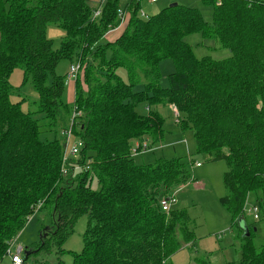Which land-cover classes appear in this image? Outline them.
Here are the masks:
<instances>
[{
  "label": "trees",
  "instance_id": "trees-1",
  "mask_svg": "<svg viewBox=\"0 0 264 264\" xmlns=\"http://www.w3.org/2000/svg\"><path fill=\"white\" fill-rule=\"evenodd\" d=\"M201 1L212 9L209 23L180 5L142 18L140 2L103 0L92 19L91 0H0V264L11 240L44 207L52 224L23 252L24 263L33 250L64 253L82 216L83 248L69 252L71 264H171L191 244L186 212H162L160 202L193 182V163L159 158L144 165L131 154L132 141L162 143L157 106L177 109V124L191 132L196 154L225 162L219 203L231 222L245 223L252 195L264 218V0ZM119 10L129 13L126 27L108 42ZM50 24L64 33L57 48L46 38ZM192 34L230 56L197 59L185 41ZM164 60L174 68L167 87L160 85ZM61 61L78 63L82 72L73 103L63 102ZM18 68L22 83L14 89L9 77ZM26 86L35 100L12 101ZM69 127L83 146L62 175L61 133ZM251 236L248 227L240 258L223 264H264V245L256 250Z\"/></svg>",
  "mask_w": 264,
  "mask_h": 264
},
{
  "label": "rangeland",
  "instance_id": "rangeland-1",
  "mask_svg": "<svg viewBox=\"0 0 264 264\" xmlns=\"http://www.w3.org/2000/svg\"><path fill=\"white\" fill-rule=\"evenodd\" d=\"M100 0H91L93 7L97 6ZM172 4L180 5L197 9L200 11L205 22H211L212 9L211 7L204 6L201 0H158L152 4L148 1L140 3L141 10L139 11L140 17L142 13L150 17L158 13L163 8ZM125 14L123 21L119 19V24L116 28L108 31L104 40L111 41L116 35L124 30L129 18V13L119 10ZM118 11V12H119ZM64 37L63 31L56 25H48L46 27V38L53 42L54 48L59 47L61 39ZM185 41L192 48V52L197 59L203 57H210L213 60H223L230 56L229 52L219 47L214 46V42L203 39L199 34H192L185 38ZM68 62L61 61L56 69V74L64 77L66 81V88L63 95V102L69 103L70 85L67 83L65 77L68 69ZM174 71L173 65L170 60H164L160 63L161 80L160 85L167 87V76ZM22 70L15 69L9 77V84L17 89L22 83ZM119 75L125 74L123 70L118 71ZM82 76L81 69H79L76 78L73 80L80 81ZM16 92V91H15ZM17 94V95H16ZM12 101L25 98L29 101H34L36 96L30 86H26L23 91L16 92ZM74 101V100H73ZM73 103V102H72ZM29 104L26 103L23 107L28 110ZM175 108V107H174ZM176 109V108H175ZM136 110L143 113L145 110L143 106H137ZM177 111V109H176ZM157 112L164 119L165 134L162 143H157L154 146L148 142L150 151L144 152L140 156L135 157L138 164L150 165L159 158L172 159L179 158L185 164L193 163L188 166L192 180L179 190L175 195V202L172 209L184 210L189 217L188 229L193 233L194 240L191 244L183 246L170 258L171 264H197L195 259H202L209 264H223L237 261L240 258L241 246L244 244L243 234L246 228H250L252 236L249 240L254 245L256 250H259L264 245V218L261 213H258V219L254 220L252 213L245 211V223L238 225L231 222L230 215L224 210L219 203V198L226 194L223 186V175L226 171V164L223 160H211L207 155H198L195 152V141L191 132H182L177 124V118L174 114L173 107L157 106ZM178 114V113H177ZM71 124V123H70ZM70 126V125H69ZM73 136V135H72ZM132 141V145H136ZM64 152V143H63ZM199 163L200 167L194 166ZM65 169L61 166V173L65 175ZM195 182L200 184V187H195ZM95 187V184L92 185ZM172 193V195H173ZM249 206L257 205L254 195L248 198ZM41 204L37 208H40ZM37 210V209H36ZM46 207L37 210L34 215L29 218V221L22 229L17 239L11 240L13 246L12 252L15 253L18 248H22L21 256L24 258V249L29 248L32 250L41 239V232L47 227L51 226V217L48 214ZM249 210V209H248ZM87 217L82 216L76 222L73 234L70 235L62 245L61 249L64 253H59L56 248H53L49 253H33L26 259V264H71L72 257L69 252L79 253L83 248L82 236L86 229ZM253 229V230H252ZM4 264H8V259H4Z\"/></svg>",
  "mask_w": 264,
  "mask_h": 264
},
{
  "label": "built area",
  "instance_id": "built-area-1",
  "mask_svg": "<svg viewBox=\"0 0 264 264\" xmlns=\"http://www.w3.org/2000/svg\"><path fill=\"white\" fill-rule=\"evenodd\" d=\"M134 1L141 3L144 0H134ZM145 1H148L149 3H152V4L158 2V0H145ZM102 2H103V0H100L98 2L97 6L94 7V10L92 11V19H96L99 17ZM141 15H142V18H147V16L143 13ZM118 16L123 21V17L125 16V14L123 12L119 11ZM78 71H79V64L78 63L69 65V67L67 69V73H66L67 83L73 82V80L76 78V76L78 74ZM173 111H174L175 116L177 117L178 114H177V111L174 107H173ZM61 134L64 138V152H63V157H62V167H63V169H65V166H66V164L70 158H77L78 157L79 152H80L83 144H82L80 139L74 137L72 130H71V127H69L67 130H64ZM147 150H148V143L142 142L141 144L138 143L133 148H131V154L136 156V155H139V154L146 152ZM198 166H199V164H196V167H198ZM86 169H88V166H86V168H84V170H86ZM64 172L66 173L65 170H64ZM174 202H175V195L174 194L172 197L166 198L165 200H162L160 202L161 211L168 213L171 210ZM248 212L252 213V217L254 220L258 219V209L256 207H253V206L249 207ZM12 246H13V244L11 243L8 250H7V259L9 261L8 264H24V260L21 256L22 248H18L16 250V252L13 253L11 251Z\"/></svg>",
  "mask_w": 264,
  "mask_h": 264
},
{
  "label": "crops",
  "instance_id": "crops-1",
  "mask_svg": "<svg viewBox=\"0 0 264 264\" xmlns=\"http://www.w3.org/2000/svg\"><path fill=\"white\" fill-rule=\"evenodd\" d=\"M125 23V25H126V22H124ZM121 33L122 32H120L118 35H116V37H114L111 41H108V42H114L120 35H121ZM66 76V75H65ZM69 85H70V89H69V92H70V97H71V100H70V102L69 103H72L73 102V100H74V94H75V90H74V82H69L68 83ZM169 107H171V106H169ZM134 143H137L138 144V142L137 141H135ZM135 145H132V147L131 148H133ZM147 152V151H146ZM145 152V153H146ZM132 156H134V157H137V156H135V155H132ZM196 164V163H195ZM197 164H199V163H197ZM196 166V165H195ZM198 167H200V166H198ZM194 182V181H193ZM195 187H197V188H199L200 187V184L198 183V182H195ZM25 251H26V248L24 249ZM12 251V250H11ZM28 253V252H27ZM23 258V257H22ZM24 264H26V263H24Z\"/></svg>",
  "mask_w": 264,
  "mask_h": 264
},
{
  "label": "water",
  "instance_id": "water-1",
  "mask_svg": "<svg viewBox=\"0 0 264 264\" xmlns=\"http://www.w3.org/2000/svg\"><path fill=\"white\" fill-rule=\"evenodd\" d=\"M174 6H176V4H172V5H170V7H174ZM24 252H26V251L24 250Z\"/></svg>",
  "mask_w": 264,
  "mask_h": 264
}]
</instances>
